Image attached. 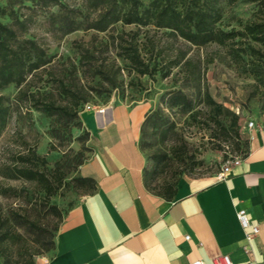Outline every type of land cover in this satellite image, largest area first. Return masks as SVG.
Instances as JSON below:
<instances>
[{
	"label": "trees",
	"instance_id": "1",
	"mask_svg": "<svg viewBox=\"0 0 264 264\" xmlns=\"http://www.w3.org/2000/svg\"><path fill=\"white\" fill-rule=\"evenodd\" d=\"M5 1V5L0 3V17H9L11 21L6 23L0 20V91L15 85L19 90L18 101L49 116L80 120L83 106L90 102L94 94L110 95L119 88L123 68L115 59H110L113 53L118 59L129 63L140 76L156 77L160 74L167 78L174 68L179 67L178 74L183 86L192 89L194 96L183 89H174L162 98V103L169 109L179 108L191 115L196 114L195 109L200 103L211 106L218 114L230 113L210 94L204 83L202 61L191 53L193 50L212 44L226 49L239 73L253 77L257 86L264 87V0H250L256 4L255 18L245 22L239 19L238 27L230 29L221 25L222 0H148L147 3L145 0ZM55 7L57 10L49 11ZM39 11L49 12V28L57 39L78 30L92 32L90 40L77 45L79 63L72 62L70 71L73 76L80 75L75 84L69 83L65 74L58 75L48 69V66L54 67L53 56H49L47 46L31 32ZM161 30L168 37L164 45L156 35ZM179 43L184 44L185 49ZM46 71L49 72L46 82H53L60 102L52 91L41 92L42 87L32 89ZM160 110L152 109L147 114L142 131L153 117V127L158 128ZM14 112L7 98L0 95V138ZM220 126L223 138L227 140L232 136L231 130L224 124ZM174 129L175 123H171L163 132L164 140ZM167 156L166 153L160 157L153 154L155 164L165 161ZM82 164L83 161H80L77 166ZM47 165L46 156L28 144L26 152L11 155L9 161L0 164V176L36 183L39 190L50 198L69 181L65 180L67 172L62 169L61 160L56 161L52 170H48ZM152 178V171L147 169V183ZM73 180L81 185H89L91 191L95 189L93 179L79 176ZM172 188L168 186L163 194L170 198ZM15 190L13 186L0 184V194L3 196ZM50 208L59 216L60 224L64 214L56 205H50ZM8 223L9 219L0 212V256L3 257V264H13L8 246L19 243L23 238L20 232L11 231ZM59 224L46 239L43 234L49 230L32 223L37 235L35 244L26 248L29 259L23 264H35L34 256L55 246L54 238Z\"/></svg>",
	"mask_w": 264,
	"mask_h": 264
},
{
	"label": "rangeland",
	"instance_id": "2",
	"mask_svg": "<svg viewBox=\"0 0 264 264\" xmlns=\"http://www.w3.org/2000/svg\"><path fill=\"white\" fill-rule=\"evenodd\" d=\"M0 3L5 5L6 1L0 0ZM221 5V25L225 29L238 27L239 19L245 22L255 18L256 4L250 0H222ZM55 10L57 7L49 11ZM48 16L49 12L39 11L31 32L47 46L49 56H53L54 67L48 66V69L58 75L65 74L67 81L75 84L80 75L73 76L70 71L72 62L77 65L79 63L77 45L90 40L92 32L78 30L57 39L50 31ZM0 20L6 23L11 21L9 17H0ZM156 35L162 45L168 41L162 30ZM178 45L185 49L184 44ZM191 53L202 61L204 83L210 94L230 111L229 114H218L206 103H200L194 115L179 108H167L162 103V98L170 91L183 89L193 95L192 89L188 90L183 86L181 75L178 74L179 67L174 68L167 78L160 74L156 77L140 76L131 69L129 63L118 59L115 53L111 54L110 59H115L123 68L119 88L113 90L110 95L94 94L90 102L82 108H94L116 102L135 104L150 101L153 109H161L157 116L158 128L153 127V117L144 126L140 140L141 149L147 158V169L153 173V178L146 187L157 195L165 193L168 186H173L182 176L202 177L218 172L229 154L238 155L245 151L248 136L254 130L248 127V123L253 120L257 125H264V87L257 86L253 77L240 74L226 49L212 44ZM48 78L49 72H43L42 80H37V86L32 89L42 87L41 92L52 91L60 102L53 82H46ZM18 92L15 85L0 91V95H4L7 103L15 109L0 138V164L9 161L11 155L26 152L28 144L33 145L39 154L46 156L48 170L55 168L56 161H62V169L67 172L65 180L69 181V184L48 198L36 183L24 179H4L0 176V184L16 188L8 196L0 194V212L3 217L9 219L8 228L23 235L19 243L8 246L13 264H23L29 259L26 248L35 244L37 235L32 223L49 230L43 234L46 239H49L50 232L59 224V216L50 205H56L64 214L82 196L91 192L89 185H81L73 179L79 177L77 163H84L95 152L91 134L87 133L80 122L81 112L80 120L49 116L29 108L25 102L18 101ZM220 122L231 130L232 136L227 140H224L226 137L223 138ZM171 123H175V129L170 131L168 138L164 140L163 132ZM163 153L168 155L166 160L155 164L153 154L160 157ZM36 257L34 256V259ZM0 258L3 261V257Z\"/></svg>",
	"mask_w": 264,
	"mask_h": 264
},
{
	"label": "crops",
	"instance_id": "3",
	"mask_svg": "<svg viewBox=\"0 0 264 264\" xmlns=\"http://www.w3.org/2000/svg\"><path fill=\"white\" fill-rule=\"evenodd\" d=\"M152 109L150 101L83 109L95 152L78 174L93 179L95 189L64 213L55 246L35 264H215L224 254L236 264L264 263V134L251 131L241 163L226 179L217 172L182 176L169 198L146 187L140 140ZM240 209L252 224L247 230ZM254 226L260 231L248 240Z\"/></svg>",
	"mask_w": 264,
	"mask_h": 264
},
{
	"label": "built area",
	"instance_id": "4",
	"mask_svg": "<svg viewBox=\"0 0 264 264\" xmlns=\"http://www.w3.org/2000/svg\"><path fill=\"white\" fill-rule=\"evenodd\" d=\"M248 127L250 129L257 130L258 132L264 134V125H257V123L253 120L248 123ZM241 161H242V158L240 155L229 154L228 158L226 159V161L222 165L221 169L216 173V177L219 180L226 179L228 173L231 172L232 168L235 165H239L241 163ZM237 215H238V219H239L241 225L243 226V228L245 230L252 227V224L250 222V219H249V216H248L246 209H240L238 211ZM259 231H260L259 226H254L252 228V232H247V234H246L247 239L251 240L255 234L259 233ZM186 239L189 240L190 235H186ZM192 264H205V263L203 260L198 259V260L192 262ZM215 264H236V263L232 260L230 255L224 254V255H221L215 259ZM262 264H264V263H262Z\"/></svg>",
	"mask_w": 264,
	"mask_h": 264
}]
</instances>
